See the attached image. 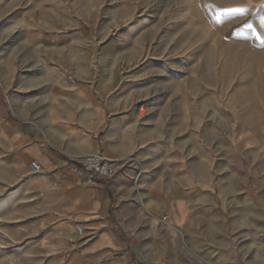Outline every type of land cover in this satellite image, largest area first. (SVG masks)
Listing matches in <instances>:
<instances>
[{"label":"rangeland","instance_id":"374dc122","mask_svg":"<svg viewBox=\"0 0 264 264\" xmlns=\"http://www.w3.org/2000/svg\"><path fill=\"white\" fill-rule=\"evenodd\" d=\"M79 1L77 26L44 7L0 14V264H91L79 246L88 231L80 240L73 229L75 248L53 247L70 240L51 234L63 219L21 202L43 199L26 189L43 165L17 167L7 134L31 132L46 153L76 163L90 138L67 145L65 136L94 124L95 105L130 123L114 178L128 196L120 222L135 251L104 264H264V0ZM228 8L249 12L218 24L217 10ZM83 85L96 95L79 94Z\"/></svg>","mask_w":264,"mask_h":264},{"label":"crops","instance_id":"0c3cea01","mask_svg":"<svg viewBox=\"0 0 264 264\" xmlns=\"http://www.w3.org/2000/svg\"><path fill=\"white\" fill-rule=\"evenodd\" d=\"M79 2V0H0V14L6 13L14 7H18V11L23 13L29 11L39 13L44 7L49 8L55 17H57L58 12H65L66 16L63 17L61 14L59 16L63 26L70 27L75 24L77 26L82 23V9L78 4ZM73 8L81 14L78 18H71V14L74 12ZM38 17L40 15L36 14L35 19ZM35 26H39V24H35ZM78 92L89 97L96 95V89L91 85L80 86ZM79 102L85 105L83 100H79ZM87 102L88 106L94 103L93 100ZM91 114L95 118V120H91L94 124H87L85 121L80 130L75 133V136L70 138L66 135L65 139L69 141L67 145L71 144L70 141L77 144L78 141L75 139L78 135L80 139L83 137L90 138L88 146L76 152L79 157L87 153L101 154L106 158L107 156L111 158L109 160L114 163L119 161L120 157L127 154L126 145L130 144L125 143L127 131L130 127L129 120L123 117L111 120L109 113L97 105L93 106ZM112 122L114 123V130L110 133ZM66 132L67 128L64 130V133ZM16 134L22 137L19 139L18 144H13L10 138H14ZM7 137L13 146L12 149L9 148L8 152L14 154L16 146H19L16 152L17 167L27 173L30 159H36L43 165V171L31 177L26 185V189L31 192L38 193V191H41L45 193L43 199H39L37 195L31 198L26 196L21 199V202L30 205L29 208L32 209L34 215L42 211H48L60 215L63 219L61 223L58 222L52 226L51 234L59 236L61 232H66L70 235V240H55L51 246H65L68 242H71V246L75 248L76 242L72 241L75 236L73 229H76L75 224L80 223L85 227L86 233L88 231L92 237L87 244L84 242L86 239L79 244L80 247H83V252L87 254L91 264H104L109 255L127 260L129 254H134V244L123 237L128 236V231L124 227V223L120 221L129 211L128 206H126L129 200L128 196L120 193L119 179H98L96 185L88 186L85 179L77 177L73 172V168L79 160L73 163L69 156L57 149H54L51 153H46L42 145L35 142L33 134L26 130H18L12 135L7 134ZM95 150L96 153H92ZM35 221L33 222L36 226L35 229L40 231L43 224L40 219H35ZM152 242L155 243L158 240L154 238ZM50 248L52 247L47 249L51 251ZM127 250H130L129 253ZM150 259L151 263H143L137 260L139 262L135 261L133 264H153V262L162 264L158 257L152 256Z\"/></svg>","mask_w":264,"mask_h":264},{"label":"built area","instance_id":"2783aa9c","mask_svg":"<svg viewBox=\"0 0 264 264\" xmlns=\"http://www.w3.org/2000/svg\"><path fill=\"white\" fill-rule=\"evenodd\" d=\"M67 79L71 84H75V77L72 74H67ZM4 126L0 124V136ZM32 168L35 171H40L41 166L38 162H32ZM73 172L77 177L85 179L88 186H94L98 179L111 180L117 173L116 164L107 159L101 154H89L78 161V164L73 168ZM169 220V215L164 217V221ZM76 235L78 239L86 238V229L82 224L76 225Z\"/></svg>","mask_w":264,"mask_h":264},{"label":"snow or ice","instance_id":"6c2138e0","mask_svg":"<svg viewBox=\"0 0 264 264\" xmlns=\"http://www.w3.org/2000/svg\"><path fill=\"white\" fill-rule=\"evenodd\" d=\"M212 7V6H210ZM218 18L216 22L218 24L223 23V16H243L249 12L247 8H228V9H218ZM246 28L255 31L254 26L252 23H247L245 25ZM259 27L264 29V19H262L259 23ZM257 37L259 38V34L257 33Z\"/></svg>","mask_w":264,"mask_h":264},{"label":"bare ground","instance_id":"6f19581e","mask_svg":"<svg viewBox=\"0 0 264 264\" xmlns=\"http://www.w3.org/2000/svg\"><path fill=\"white\" fill-rule=\"evenodd\" d=\"M141 112H142V110H141ZM167 225H168V227H170L172 229L173 232H176V233L180 232L179 229L177 227H175L174 225H172L171 223H168ZM184 246L186 249H188L189 244H187V241L185 239H184Z\"/></svg>","mask_w":264,"mask_h":264}]
</instances>
